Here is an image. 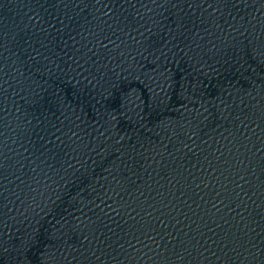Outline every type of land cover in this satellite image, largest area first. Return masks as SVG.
Segmentation results:
<instances>
[{
    "label": "water",
    "instance_id": "water-1",
    "mask_svg": "<svg viewBox=\"0 0 264 264\" xmlns=\"http://www.w3.org/2000/svg\"><path fill=\"white\" fill-rule=\"evenodd\" d=\"M0 264H264V0L0 4Z\"/></svg>",
    "mask_w": 264,
    "mask_h": 264
}]
</instances>
